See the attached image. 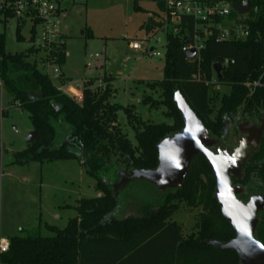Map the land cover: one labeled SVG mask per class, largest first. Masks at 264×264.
Masks as SVG:
<instances>
[{
	"label": "trees",
	"instance_id": "1",
	"mask_svg": "<svg viewBox=\"0 0 264 264\" xmlns=\"http://www.w3.org/2000/svg\"><path fill=\"white\" fill-rule=\"evenodd\" d=\"M0 12L5 19L13 18L9 11ZM188 24L191 32L193 24L191 21ZM151 26L146 32L157 25ZM248 26L250 35L245 43H209L201 52L198 66L185 60L181 52L184 41L168 37L163 79L148 86L161 91L162 101L157 103L145 98L143 103L150 108L164 106L173 124H145L130 109H125L128 124L135 132L136 148L116 123L120 107L108 102L109 80L105 79L103 89H91L93 81H85L81 101H75L42 73L44 61H29L34 49L8 54L5 36L0 34V87L15 108L28 114L32 131L38 136L37 142L29 143L27 150L13 156L12 164L77 161L93 179L99 194L94 199L80 200L77 216L63 230L48 227L53 237L30 232L10 238L8 252L0 256V264H240L234 252H219L201 244L205 241L226 243L234 238L229 223L221 217L215 199V181L201 155L193 158L182 188L165 192L160 202L143 206L137 215L114 217L121 195L120 191L117 196L114 194L112 185L118 183V174L127 167L129 172L155 169L157 145L182 131L183 121L173 102L177 92L210 138L220 144L228 142V126L239 113L241 122H262L264 0H250ZM21 27L17 24L15 30L18 43L23 42ZM33 33L31 29L29 43ZM65 59L63 51L52 50L46 61L62 69ZM224 59L233 61L223 69L219 81L221 87L228 88V94L220 95L211 87L191 80L198 71L209 79L213 64ZM57 83L64 87L66 81L61 76ZM235 182L243 190L238 197L242 202L264 194V134L259 148L244 167L242 178ZM180 204L202 209L196 232L185 239L181 228L170 220ZM254 238L264 246L263 213L258 214Z\"/></svg>",
	"mask_w": 264,
	"mask_h": 264
},
{
	"label": "rangeland",
	"instance_id": "2",
	"mask_svg": "<svg viewBox=\"0 0 264 264\" xmlns=\"http://www.w3.org/2000/svg\"><path fill=\"white\" fill-rule=\"evenodd\" d=\"M66 9L67 12L59 19V29L65 37L66 59L61 69L65 86L62 88L53 79L52 68L42 73L48 75L53 84L70 97V89L79 88L76 92L81 94L85 81H93L91 89H103V82L109 80L111 94L108 102L120 107L116 123L133 148L137 147V141L134 130L128 124L125 109H130L133 116L142 123L172 125L173 120L167 115L164 106L150 108V105L143 103L145 98L157 103L162 101L161 91L158 88L152 90L148 86L162 81L164 59L146 56L143 46L140 51H132L130 48L133 41L142 42L145 39V29L152 27L160 16L153 2L87 0L84 5L67 4ZM16 27L15 19H5L0 12V34L5 36L6 52L13 55L34 49L29 61L43 62L45 54L36 52V48L28 42L29 25L20 28L22 43L16 41ZM156 37L161 40L163 47L164 37L159 34ZM155 48L163 51L160 46ZM94 55H98L99 59H93ZM87 65L90 67L87 68ZM218 93L228 94V88L221 87ZM31 132L28 114L15 108L10 97L0 87L2 239L9 240L30 232L45 238L53 237L54 233L48 227L63 230L68 221L77 216L76 207L80 200L98 197L93 179L77 161L13 165V156L30 147L26 138ZM234 185L239 187L235 181ZM164 194L143 181L130 183L120 190L121 203L114 217L123 219L137 215L143 206L160 202ZM201 212V207L189 208L180 204L170 220L181 228L185 239L196 232Z\"/></svg>",
	"mask_w": 264,
	"mask_h": 264
},
{
	"label": "water",
	"instance_id": "3",
	"mask_svg": "<svg viewBox=\"0 0 264 264\" xmlns=\"http://www.w3.org/2000/svg\"><path fill=\"white\" fill-rule=\"evenodd\" d=\"M233 10L239 15L247 14L250 9V1L242 0V4L232 5ZM185 59L194 58V51L185 53ZM212 69L218 81L221 80L223 69L218 63L213 64ZM173 102L183 121V129L180 133L164 139L157 147V166L153 170L128 171V167L118 174L119 181L112 185L114 194L130 183L143 181L155 187L160 192L180 189L188 174L189 166L194 157L201 155L207 162L215 181V199L220 208L221 217L229 223L234 232V238L226 243L216 241L202 242L205 248H213L219 252H234L240 264H264V246L255 238L258 225L257 215L264 214V194L249 197L247 202L238 200L243 193L239 187L233 186L232 179L240 180L243 169L249 160L251 153L260 145L264 134V119L254 136L252 131L243 129V133L250 135L248 142L252 143L251 149L245 142H241L244 157L239 160L238 153L229 155L221 150L217 142L212 140L201 121L191 111L182 96L177 92ZM239 113L230 127V142L233 143L234 129L239 121ZM38 141L37 134L32 131L26 138V142Z\"/></svg>",
	"mask_w": 264,
	"mask_h": 264
},
{
	"label": "built area",
	"instance_id": "4",
	"mask_svg": "<svg viewBox=\"0 0 264 264\" xmlns=\"http://www.w3.org/2000/svg\"><path fill=\"white\" fill-rule=\"evenodd\" d=\"M87 0H3L0 11H9L17 24L29 25V32L33 30L31 45L45 54L44 64L41 71L52 68L53 79L59 81L61 69L56 64L47 62L50 51L59 50L65 52V37L59 29V19L67 12L66 5H84ZM160 16L153 29L147 32L142 42L133 41L130 44L132 51L142 50L146 56L151 58H165L167 39L184 41L181 52L185 55L188 51H194L195 56L189 63L201 62V52L211 44H241L245 43L250 35L248 26V14L239 15L232 5L240 6L242 0H151ZM238 1V2H235ZM250 1V0H249ZM162 7L159 9L158 7ZM191 21L192 31L189 32L188 22ZM153 31V32H152ZM162 35L165 44L161 46V40L156 37ZM154 43V46L152 44ZM161 47L162 52L155 47ZM93 59H99L94 55ZM222 69L233 64L232 60L224 59L218 62ZM87 68L90 65L86 66ZM48 76V75H47ZM191 80L203 83L218 92L221 88L219 81L212 69L211 77L206 79L205 75L198 71L192 75ZM63 88V87H62ZM61 90V89H60ZM62 91V90H61ZM71 97L75 101H81V94L70 89ZM16 133V131H14ZM9 242L0 238V256L7 253Z\"/></svg>",
	"mask_w": 264,
	"mask_h": 264
},
{
	"label": "flooded vegetation",
	"instance_id": "5",
	"mask_svg": "<svg viewBox=\"0 0 264 264\" xmlns=\"http://www.w3.org/2000/svg\"><path fill=\"white\" fill-rule=\"evenodd\" d=\"M241 117V116H240ZM234 121V120H233ZM263 121V120H262ZM233 123V122H232ZM232 123L228 126V130H229V137H228V142L227 143H224V144H220L219 142H217V146H220L221 150H224V151H227L229 155H233L235 153H238V159L241 160L244 155H245V152L242 150V147L240 145L241 142H245L247 148L251 149L252 147V143L251 142H248V138H253V137H250V135H247L245 133H243V129H248V130H251L252 131V136H254L256 130H258L261 126V123H255V124H248V123H245V122H241L240 121V118H239V121L234 129V135H233V143L230 142V127L232 125ZM255 131V132H254ZM261 143V142H260ZM260 146V145H259ZM259 148V147H258ZM257 148V149H258ZM257 151V150H256ZM255 151V152H256ZM254 152L251 153V156ZM250 156V158H251ZM249 158V159H250ZM248 162V161H247ZM247 164V163H246ZM232 180H236V179H232ZM233 183V181H232ZM233 186H235L233 184ZM235 187H238V186H235ZM240 188V187H239ZM243 194V193H242ZM241 194V195H242ZM239 197V196H238ZM249 199V198H248ZM247 202V201H246ZM245 203V202H244ZM260 214V213H259ZM257 218H258V215H257Z\"/></svg>",
	"mask_w": 264,
	"mask_h": 264
},
{
	"label": "crops",
	"instance_id": "6",
	"mask_svg": "<svg viewBox=\"0 0 264 264\" xmlns=\"http://www.w3.org/2000/svg\"><path fill=\"white\" fill-rule=\"evenodd\" d=\"M145 29V28H144ZM145 32H146V29H145ZM146 34H147V32H146ZM61 73H62V70H61ZM61 76H62V78H63V74H61ZM76 90H79V88H76ZM62 92H63V90H62ZM64 93V92H63ZM68 97H70V96H68ZM98 196H99V194H98Z\"/></svg>",
	"mask_w": 264,
	"mask_h": 264
}]
</instances>
